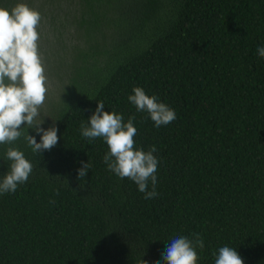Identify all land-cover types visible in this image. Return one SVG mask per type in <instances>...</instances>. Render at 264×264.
Segmentation results:
<instances>
[{
	"label": "trees",
	"instance_id": "obj_1",
	"mask_svg": "<svg viewBox=\"0 0 264 264\" xmlns=\"http://www.w3.org/2000/svg\"><path fill=\"white\" fill-rule=\"evenodd\" d=\"M18 2L42 15L41 127L54 125L58 143L38 154L23 136L0 145V180L8 147L33 165L15 193L0 194V264H165L170 240L193 233L204 241L197 264H215L212 253L223 246L244 264H264V58L257 53L264 0H0V7ZM134 87L157 96L176 120L155 127L129 102ZM98 102L125 122L136 117L138 148L156 146L155 198L107 169L102 138L81 136Z\"/></svg>",
	"mask_w": 264,
	"mask_h": 264
},
{
	"label": "clouds",
	"instance_id": "obj_2",
	"mask_svg": "<svg viewBox=\"0 0 264 264\" xmlns=\"http://www.w3.org/2000/svg\"><path fill=\"white\" fill-rule=\"evenodd\" d=\"M41 20L39 10L24 2H18L10 10L0 7V145H12L23 136L35 154L51 150L58 143L54 125L47 129L41 127L43 117L40 109L44 106L48 91L38 48ZM257 53L264 58V47H258ZM132 93L128 96L129 102L137 112H146L155 127L167 126L176 120L175 111L160 102L157 96L146 94L142 87H134ZM104 109V103L98 102L88 123L81 124V136L89 141L102 138L108 148L103 156L107 169L120 179L133 181L138 190L144 193L145 199L155 198L158 196L159 164L154 155L158 151L156 146L152 145L148 150L136 146L134 115L125 122L122 114ZM28 128L41 134L39 142L35 136L28 134ZM3 160L9 162V167L0 180V194L15 193L18 185L28 180L33 165L15 147L7 148ZM90 168L88 161L82 162L77 178L84 179ZM192 236L190 239L181 235L170 240L162 253L165 264H197V249L203 251L204 241L199 233H193ZM212 255L215 264H244L238 251L229 246L220 247Z\"/></svg>",
	"mask_w": 264,
	"mask_h": 264
}]
</instances>
